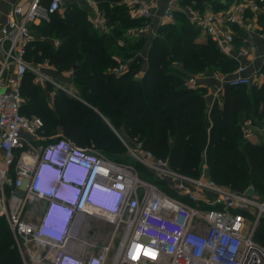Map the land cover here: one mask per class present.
Returning a JSON list of instances; mask_svg holds the SVG:
<instances>
[{
  "label": "built area",
  "instance_id": "2783aa9c",
  "mask_svg": "<svg viewBox=\"0 0 264 264\" xmlns=\"http://www.w3.org/2000/svg\"><path fill=\"white\" fill-rule=\"evenodd\" d=\"M119 3L132 17L145 21L130 28L127 38L156 35L155 15L148 5L141 0ZM87 5L94 28L103 29L104 13L97 2L87 0ZM63 9V0L21 1L10 7L0 28V216L8 222L23 264L70 260L65 248L92 213L107 221L112 232L99 255L82 259L81 264H264V246L254 240L264 218V197L253 186L236 191L221 185L208 176L205 164L199 176L184 175L140 142L132 145L117 135L137 165L121 163L102 151L79 148L66 138L43 137L39 133L42 120L21 114L24 98L20 88L27 73L33 74L38 86L51 84L64 90L45 72H57L53 66L31 64L24 57L33 39L31 25L49 23ZM177 11L238 62L231 74H211L219 84L216 96L225 87L250 86L261 79V74L246 75L245 51L235 50L234 44L238 30L247 36L255 31L264 15V0H237L220 11L182 8L178 0H169L161 22H175ZM128 69L121 64L112 72L120 77ZM205 76H190L185 86L202 88ZM240 131L243 141L252 139L253 120H244ZM67 167L73 184L61 195L67 204L74 202L73 207L53 204L59 199L58 182ZM92 175L102 190L88 192L78 209L83 186ZM81 182L84 185L79 187ZM40 202H45V208L38 222L26 221V208ZM47 215L50 221L44 225ZM64 224L69 226L67 233L62 230Z\"/></svg>",
  "mask_w": 264,
  "mask_h": 264
},
{
  "label": "trees",
  "instance_id": "16d2710c",
  "mask_svg": "<svg viewBox=\"0 0 264 264\" xmlns=\"http://www.w3.org/2000/svg\"><path fill=\"white\" fill-rule=\"evenodd\" d=\"M95 1L109 33L92 30L87 12L71 5L49 23L31 25L33 39L24 56L31 64L48 62L59 74L72 70L81 98L51 84L42 89L27 73L20 88L21 114L42 120L43 137L58 133L79 148H93L119 160L125 147L118 132L126 141L140 142L156 157L168 160L184 175L199 176L205 164L208 176L217 183L236 191L253 186L264 197V144L239 145L243 140L238 114L245 109L249 86L225 87L222 106L217 101L209 105L202 88L185 86L186 78L196 74H231L238 62L208 37L198 40L202 29L182 12L175 13V24L159 25L152 40H130L127 31L145 21L132 17L120 0ZM178 1L182 8L203 11L208 0ZM110 44L113 49L124 44L136 51L147 46L145 72L137 66V58L127 72L116 76L111 71L116 65ZM254 240L264 246V218ZM0 264H23L8 222L1 216Z\"/></svg>",
  "mask_w": 264,
  "mask_h": 264
},
{
  "label": "crops",
  "instance_id": "0c3cea01",
  "mask_svg": "<svg viewBox=\"0 0 264 264\" xmlns=\"http://www.w3.org/2000/svg\"><path fill=\"white\" fill-rule=\"evenodd\" d=\"M21 1L26 0H0V28L6 22V14L10 7ZM141 1L148 5V7L154 13L155 26L158 27L159 25H161V21L163 20L161 17L162 12L166 8L169 0ZM235 1L237 0H208L205 3L204 9L214 11L224 10ZM65 2H69V6L73 4L82 5V8L85 9L87 13L91 12V9L87 5V0H63V3ZM63 8L64 12L66 4H63ZM63 12L61 14H63ZM91 14L93 15V13ZM104 21L105 23L103 25V29H97V31L109 33L110 28L106 23L105 16ZM91 24L92 26L94 25L93 22ZM205 37H207V35L205 34V32L201 31L198 40H202ZM55 44L57 46L59 42L56 41ZM234 48L237 51H239L240 49L245 51L246 55L244 56V59L242 61L246 66V75L254 76L261 74V79L249 86V90L247 91V98L244 102L245 109L238 114V124H241L246 119H250V117H254L256 120H253V123L255 125V136L247 142L255 145H262L264 144V15L260 17L255 31L252 32V34H250L249 36H247L240 30L237 31ZM144 59V64H146V57ZM1 61L2 55L0 54V63ZM176 68L178 70L184 71L182 65H176ZM145 70L146 65L143 66L142 73H144ZM58 75L62 76L63 74L58 73ZM205 77L206 79L203 81L202 89L205 91L208 104L213 105V102L217 101L219 106H222L224 102L223 96L225 93V89L220 96H216L215 89L217 86H219V84L211 77V74H206ZM40 87L42 89H45L46 85H42ZM255 107L257 111L256 115H254ZM247 142L240 141V147L243 148ZM44 208L45 206L43 207V209ZM111 232L112 226L107 221L98 217L87 216L86 220L81 226V229L78 232V237L71 240L67 244L65 250L72 256L79 259H87L90 257L98 256L101 248L105 247L108 243Z\"/></svg>",
  "mask_w": 264,
  "mask_h": 264
},
{
  "label": "rangeland",
  "instance_id": "374dc122",
  "mask_svg": "<svg viewBox=\"0 0 264 264\" xmlns=\"http://www.w3.org/2000/svg\"><path fill=\"white\" fill-rule=\"evenodd\" d=\"M63 4H66V7L69 6V2H67V3L65 2ZM73 6L78 7V8L83 10L82 5L73 4ZM86 17H87L88 22L91 24L92 23V19H93V15L91 14V12L86 13ZM165 24H175V22H173V23H167L166 22V23H162L161 25H165ZM91 29L92 30H96V29H94V26H92V24H91ZM156 29H157V27H156ZM164 34L161 35L162 38L163 37H164V39L167 38L168 41H170V42H172L174 40V38H172L171 36L166 37V36H164ZM156 36H157V33L153 37L146 36L145 38H147L148 40H152ZM130 40H132V39H130ZM133 40H135V39H133ZM139 45L140 44L137 43L134 46H139ZM146 47L147 46L141 47L140 49H138L136 51L135 49H132V48L130 49V47L128 45H124V44L123 45L121 44V46L118 45V48L113 49L112 44H110L109 45V48H110L109 52H110V54H112L111 56H113V58H114L113 60L115 61V65H116L114 68L118 67L121 64H126L130 68V65L133 64L135 59L138 58V60H140V62L137 63L138 64L137 66H142V70H143V66L146 65V64H144V62H145L144 58L146 57V54H147V48ZM113 69L111 71H113ZM45 72H46V74L50 75L51 78L53 80H55V82L58 85L63 87L64 90H66V92L81 98V92L79 91V88L77 87V85L73 81V73L70 76H67L65 74L66 72H63L62 73L63 75L61 76V75H58V73H54L53 71H45ZM53 86H54L55 89L59 88L57 85H53ZM52 97H53V94L49 93V98H52ZM115 133H116V135H120L118 132H115ZM56 137H59L58 133H57V135L53 136V138H56ZM129 142L132 143V145H133L136 141L135 140H131ZM118 159L119 160H116V161H120L121 163L129 164V165H132V166H136L137 165L135 160L133 158L129 157L127 155V153H124V154L120 155V157H118ZM142 175H143V173H142ZM156 182L161 184V182L159 180H157ZM44 206H45V202L35 203V204H31L30 206H28L26 208L25 212H24L25 220L28 221V222H32V223H37L38 219L41 217V212H42V209H43ZM116 243H117V241H116ZM43 264H45V263H43Z\"/></svg>",
  "mask_w": 264,
  "mask_h": 264
},
{
  "label": "clouds",
  "instance_id": "9594fccd",
  "mask_svg": "<svg viewBox=\"0 0 264 264\" xmlns=\"http://www.w3.org/2000/svg\"><path fill=\"white\" fill-rule=\"evenodd\" d=\"M72 184H73V180L68 174V167H67V168H65L63 174L59 178L58 192L56 194V196H59V199H57L56 201H53V204L56 202L59 205H67L69 207H73V205L75 203L73 202L72 204H67L66 201H64L63 196L61 195L63 192L68 190L71 187ZM83 185H84L83 182L79 183V187H82ZM117 188H118V186H117ZM94 189H98L100 192L102 190L101 185H99L98 183H94V176L92 175L87 180L85 185L83 186L82 196H81L80 202H79V204L77 206L78 209H81L83 207L84 200H85V197H86L87 193L88 192H92ZM87 216H94V217L100 218L98 216V214H96V213L88 214ZM49 218H50V216L47 215L45 220H44V225L49 224V221H50ZM68 229H69V226L64 224L63 227H62L63 232L67 233ZM70 257H69L70 260H65L63 264H81V260L82 259L79 260V258L77 259L76 257H74L72 255Z\"/></svg>",
  "mask_w": 264,
  "mask_h": 264
},
{
  "label": "water",
  "instance_id": "95a60500",
  "mask_svg": "<svg viewBox=\"0 0 264 264\" xmlns=\"http://www.w3.org/2000/svg\"><path fill=\"white\" fill-rule=\"evenodd\" d=\"M72 95V94H71Z\"/></svg>",
  "mask_w": 264,
  "mask_h": 264
}]
</instances>
